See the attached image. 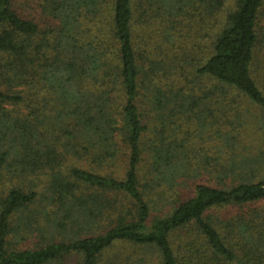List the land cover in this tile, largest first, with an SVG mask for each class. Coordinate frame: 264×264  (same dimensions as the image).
Returning a JSON list of instances; mask_svg holds the SVG:
<instances>
[{"label": "trees", "instance_id": "1", "mask_svg": "<svg viewBox=\"0 0 264 264\" xmlns=\"http://www.w3.org/2000/svg\"><path fill=\"white\" fill-rule=\"evenodd\" d=\"M194 39L209 51L189 80ZM152 105L195 121L193 150L145 141ZM262 173L264 0H0V264H264ZM41 197L81 235L13 247Z\"/></svg>", "mask_w": 264, "mask_h": 264}, {"label": "rangeland", "instance_id": "2", "mask_svg": "<svg viewBox=\"0 0 264 264\" xmlns=\"http://www.w3.org/2000/svg\"><path fill=\"white\" fill-rule=\"evenodd\" d=\"M22 1H24V0H22ZM32 3H33V1H32ZM33 6H34V3H33ZM20 12L23 13V15L28 16L29 8L25 6V7L20 9ZM35 21L37 22V24L40 27H42L43 29H46L48 27V24H50V22L52 20L50 19V17L48 15H41L40 16L38 14ZM149 27L151 30L155 29V28H153L152 25ZM198 41H199V39L190 40V42L187 45L188 49L185 52L187 56L190 55V57H187V63H189V65L186 66V74L188 75L189 80L193 79V76H192V74L194 72L193 67L197 66L199 63H201V61L203 60V58H205V55H207L208 51H209V50H207V48L206 49L200 48V47L205 46L204 45L205 40L202 41L201 44H199ZM195 43L196 44L198 43V47L193 46ZM151 46L154 48H159V50H157L158 57H156V58L161 59V57H164V54H166V52H165L166 47L163 45V41L158 35H156L154 37V42H152ZM160 47H161V49H160ZM160 54H161V56H160ZM191 62H194L192 64V66H191ZM152 106H149L150 108L145 107L146 111L149 112V114L147 116V120H146L149 132H147V137H146L145 141H149V140L153 139L154 135H157V132L162 130L161 131L162 133H159V135H158L159 137L161 136V134L163 135V137H165L166 135L167 136L175 135V137L179 141L184 140L185 138H188V137L191 138L190 141L188 143H186L187 145L186 144L185 145H186V148L192 149L191 147L194 146L193 142L196 141V138H195L196 137V135H195L196 134L195 133L196 132V130H195L196 126L194 125L195 121L194 120L189 121L186 116H178V117H176V119H169L168 111L170 108L162 109L158 113L159 109L157 108V106L154 105L153 106L154 109ZM16 109H18V112L16 111L18 113V117H21L23 115V113H25L23 108L20 110L19 106ZM151 109H153V111ZM15 115H16V113H15ZM243 136L244 137H242V139L247 143L248 141H246V138L249 136V134L245 135L243 133ZM198 148H201V147L199 146ZM203 149L204 148L202 147V154L205 155V152H203ZM204 151H205V149H204ZM193 154H194V152L191 153L188 157H190L192 159ZM68 156L69 157L66 160V164H65V167L67 169L71 168L72 166L75 165L76 167H78L82 170H85V171H90L93 173L99 172L103 175L106 174V175H110V176L118 177V178H122L124 175V172H125V158H120V160L115 162L114 165H112V163H111V164H109L108 167L107 166L103 167L104 168L103 169V168H99L95 162H91L87 158L82 160V161L77 162L74 165H71L70 160L72 158H71V155H68ZM71 161L76 162L75 159H73ZM193 164H195V163H193ZM259 178L264 179V173H262ZM208 179H209V177L202 175L200 177L199 181L202 180V181L206 182V181H208ZM41 188H43V185H41V187L38 190L40 191ZM45 191H46V189H45ZM188 191L189 190L185 191V193H183L182 196L187 197L189 195ZM42 192L39 194L41 195ZM46 196L48 197L49 194ZM56 216H57V218L59 217L58 219L61 218L60 212L58 211V202H55L53 204L51 202V200L44 201L43 198L41 197L40 201H37L33 206H31L25 212V214L20 213L16 217V223H18V219H19V221H21V224H24V220L31 218L32 220H30L31 221L30 223H32L31 226L33 227V229H32V232H30L28 234L26 233L27 235H23V237H20V235H18V237L15 238V240L18 242V244H16V246L13 245V247H15L17 249H36V248H39L42 245H44L46 242H50L53 240L59 242L60 240H62V238L65 236V234L66 235L70 234V235L75 236V237H79L81 235L76 230H73L76 234L73 232L64 233V231H62L64 234H61V235L57 234L56 225L53 222V220L56 218ZM22 228L24 229V227H22ZM84 233H82V235H84ZM127 251H129V249L126 246H115V248L113 249V251L111 253L112 254H114V253L126 254ZM111 253L109 252V254H111ZM108 256H110V255H108ZM74 259L75 258H71V260L68 263L73 264Z\"/></svg>", "mask_w": 264, "mask_h": 264}]
</instances>
